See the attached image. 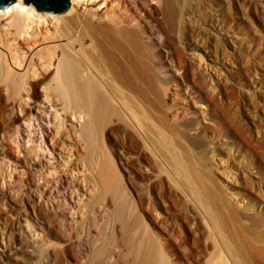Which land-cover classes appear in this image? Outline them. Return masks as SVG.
I'll list each match as a JSON object with an SVG mask.
<instances>
[{
	"label": "rangeland",
	"instance_id": "374dc122",
	"mask_svg": "<svg viewBox=\"0 0 264 264\" xmlns=\"http://www.w3.org/2000/svg\"><path fill=\"white\" fill-rule=\"evenodd\" d=\"M93 2L95 11L106 15L125 13L133 19L132 25L137 24L139 12L134 0ZM147 2L153 10L145 20L146 40L161 79L158 95L151 96L163 105L166 122L176 128L174 133L166 131L167 135L180 155L189 156L197 169L210 177L209 182L223 194L225 203L238 212L239 221L233 222L232 227L240 232L248 254V263L240 264H264V0H186L176 14L170 42L164 31L172 21L162 0ZM54 14H49L53 23ZM6 15L5 18L10 16ZM45 27L46 24H39L37 29L45 31ZM181 60L185 61L179 67L177 62ZM186 62L191 67L187 78L183 71ZM132 97L136 102V96ZM139 100L144 104L141 108L150 107ZM34 106L21 100L17 109L6 112L9 131L3 138L6 137L10 150L4 152L0 144V264H114L108 262L114 254V259L119 258L115 263L126 260L119 254L120 232L115 212L109 211L113 208L106 204H110L108 200L105 203L98 198L100 188L89 175L83 143L79 140L70 150L60 145L57 150L53 146L57 130L49 122V109L38 106V117L44 125L39 126L40 120H32L35 130L31 132L29 120L21 122L15 115H23L20 109L30 110ZM22 128L28 129V138L22 134ZM120 128L118 124L109 128L105 141L117 149L114 158L130 196L126 203L133 201L137 208L143 204L145 220L157 229L165 246L179 242L180 238L178 234L170 238L161 231L165 227L162 220L173 218L181 222L183 215H198V224L192 223L190 227L196 235L201 232L205 238L211 236L204 242L211 257L214 243L221 246L220 235L206 222L200 202L188 191L180 173L162 152L155 150L149 138L137 131L128 136ZM31 136L38 141L42 137L51 151L57 150L46 157L51 163L49 167H44L43 161L34 166L25 164L21 149L33 142ZM61 148H66L73 160H67V155L60 157ZM19 175L29 176L36 183L54 181L52 197H44L42 191L32 186L34 200L24 199L27 186ZM103 205L109 210H103ZM99 208L102 218L93 215ZM224 208L226 213L230 211ZM230 244L236 247L235 243ZM113 245L119 251L115 248L112 252ZM100 246L104 249L101 255ZM221 251L228 264H234L225 246Z\"/></svg>",
	"mask_w": 264,
	"mask_h": 264
},
{
	"label": "bare ground",
	"instance_id": "6f19581e",
	"mask_svg": "<svg viewBox=\"0 0 264 264\" xmlns=\"http://www.w3.org/2000/svg\"><path fill=\"white\" fill-rule=\"evenodd\" d=\"M70 1L71 6L65 14H54L55 23L49 20L51 11H40L32 3L26 6L24 0L10 3L6 6L8 10L0 7V144L4 152L10 150L9 145H6V137L3 138V134L9 131H6L9 126L6 118L8 110L17 109L21 100L25 104L30 102L34 104L30 110L20 109L23 115H15L21 122L28 119L31 127L32 120L34 123L40 120L39 126L44 125L38 117V108L49 109L47 110L49 122L57 130L53 137L55 145H52L57 150L60 145H65L70 150L72 145L76 147L79 140L83 143L89 175L100 188L98 198H103L104 202L108 200L110 204L105 203L109 208L110 206L113 208L109 210L107 205H103V210L105 207L107 211L115 212L113 216L116 215L115 224L118 222L116 224L120 232L118 245L121 249L119 251L116 246L115 248L121 257L127 258L120 260L118 264H228L221 251L224 246L231 252L234 264L248 263L242 236L236 231L238 229L232 227L233 222L239 221L238 212L225 203L221 192L212 187L210 177L202 174L189 156H181L172 146L173 142L166 131L174 133L176 128L166 122L163 105L151 96L158 95L161 79L151 59L146 40L145 20L153 10L150 4L147 0H134L139 16L136 17L137 24L135 22V25H132L133 19H129L125 13L115 12L106 15L95 11L93 0ZM185 1L162 0V6L172 21L166 25L164 31L168 42L172 40L176 14ZM6 14L10 16L5 18ZM39 24H46V30L43 31L42 28L38 30ZM184 61H178L177 65L183 64ZM190 68L186 62L184 70L182 68L185 78L190 77ZM131 93L136 96V102L140 101V98L150 107L141 108L144 104L138 102L139 106ZM116 124L121 126L122 133H127L128 136L137 131V134L141 133L149 138L155 150L162 152L173 168L180 173L188 191L200 202L206 222H209L220 235L221 246L214 241L215 249L211 257L209 246L204 243L208 242L211 236L207 234L205 238L201 232L197 236L195 230L190 227L192 223L198 224V215L193 218L183 215L184 219L181 222L169 216V221L162 220L161 224L165 227L161 228V231L169 234V237L178 234L180 238L177 243L170 239L171 245L165 246L158 238L157 229L145 220V212L141 210L143 204L138 203L140 207L137 208L136 205H132L133 201L126 203L130 196L126 194L123 177L114 158L117 149L105 141L107 130L109 132ZM31 128V132L35 130ZM40 128L42 130V127ZM72 129H75L74 136ZM27 131L25 128L22 130L23 133H20L27 135ZM34 138L30 139L33 141L30 145L25 144L21 149L27 160L24 162L28 166L31 163L34 166L43 161L41 164H44V167L45 164L48 166L50 161L46 160V157H51L57 150L51 151L42 137L39 141ZM61 149L62 151L58 152L60 157L67 155V160H73L66 148ZM19 176L27 186L25 189L27 191L23 193L24 199H33L32 186L42 191L44 197H50L53 193L54 181L48 179L42 184L36 183L29 176L24 178ZM224 207L230 211L226 213ZM101 208L94 211L93 215L102 214ZM55 214L56 217L60 216L59 212ZM230 243H235L236 247L233 248ZM186 245L190 246L189 249L185 247ZM101 247L98 251L103 252H97L100 255L104 253ZM115 248L113 245L111 251L113 252ZM111 251L109 250V253ZM111 256L109 258H112ZM113 259L112 261L108 259L110 260L108 262L117 264L115 261L119 258H115L114 261Z\"/></svg>",
	"mask_w": 264,
	"mask_h": 264
},
{
	"label": "water",
	"instance_id": "95a60500",
	"mask_svg": "<svg viewBox=\"0 0 264 264\" xmlns=\"http://www.w3.org/2000/svg\"><path fill=\"white\" fill-rule=\"evenodd\" d=\"M15 0H0V7H6ZM26 4H34L40 11H51L54 13H65L71 6L70 0H24Z\"/></svg>",
	"mask_w": 264,
	"mask_h": 264
}]
</instances>
